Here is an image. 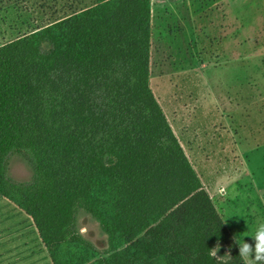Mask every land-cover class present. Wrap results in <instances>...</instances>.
Wrapping results in <instances>:
<instances>
[{
	"label": "trees",
	"instance_id": "16d2710c",
	"mask_svg": "<svg viewBox=\"0 0 264 264\" xmlns=\"http://www.w3.org/2000/svg\"><path fill=\"white\" fill-rule=\"evenodd\" d=\"M95 1L0 46V196L53 264H246L150 88L152 0ZM13 154L31 182L8 177ZM80 206L108 254L78 237Z\"/></svg>",
	"mask_w": 264,
	"mask_h": 264
},
{
	"label": "rangeland",
	"instance_id": "374dc122",
	"mask_svg": "<svg viewBox=\"0 0 264 264\" xmlns=\"http://www.w3.org/2000/svg\"><path fill=\"white\" fill-rule=\"evenodd\" d=\"M95 4L0 0V46ZM150 88L235 243L254 246L264 223V0H152ZM7 173L34 177L25 154L8 159ZM75 225L82 242L110 252L82 206ZM213 255L230 259L223 245ZM0 264H53L31 217L1 196Z\"/></svg>",
	"mask_w": 264,
	"mask_h": 264
},
{
	"label": "clouds",
	"instance_id": "9594fccd",
	"mask_svg": "<svg viewBox=\"0 0 264 264\" xmlns=\"http://www.w3.org/2000/svg\"><path fill=\"white\" fill-rule=\"evenodd\" d=\"M251 238L255 241L254 246L251 247L243 238L236 239V243L239 246V255L247 257L249 264H253V261L264 264V223L257 225L255 233Z\"/></svg>",
	"mask_w": 264,
	"mask_h": 264
},
{
	"label": "crops",
	"instance_id": "0c3cea01",
	"mask_svg": "<svg viewBox=\"0 0 264 264\" xmlns=\"http://www.w3.org/2000/svg\"><path fill=\"white\" fill-rule=\"evenodd\" d=\"M232 8V4L230 3V9ZM198 19H200V16H197ZM231 37V36H230Z\"/></svg>",
	"mask_w": 264,
	"mask_h": 264
}]
</instances>
